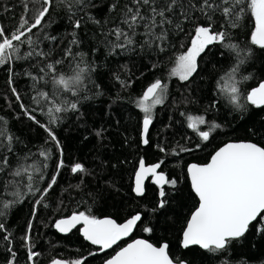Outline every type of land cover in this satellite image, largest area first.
Masks as SVG:
<instances>
[{
	"label": "snow or ice",
	"instance_id": "obj_1",
	"mask_svg": "<svg viewBox=\"0 0 264 264\" xmlns=\"http://www.w3.org/2000/svg\"><path fill=\"white\" fill-rule=\"evenodd\" d=\"M16 9L18 14L9 17L15 21L13 25L0 21V69L7 73L6 83L19 109L14 118L23 116L45 135L39 146L26 141L12 127V119L0 112L3 264H21V249L24 264H39L41 252L35 243L34 226L39 215L52 207L65 168L78 179L75 189L85 184L86 177L97 175L83 162L66 163L59 130L72 120L84 130L83 140L91 136L102 146L108 139L109 122L98 120L97 114L114 117L115 108L126 102L136 112L139 145H151L165 157L170 154L178 158V171L166 172L165 159L146 164L140 157L131 191L135 197L145 198L146 182H150L156 186V199L122 223L111 216L98 217L88 206L53 218L50 227L56 232L67 235L76 230L97 251L71 260L54 258L49 264H91L90 258L108 253L137 229L153 234L159 223L167 221L171 203L182 193L180 184L184 180L196 199L180 230L179 246L184 250L198 248L202 264H264V255L243 250L256 247L250 237L264 240L261 128L253 125L255 131L250 130L248 139L216 147L206 163H185L182 159L184 154L207 148L237 120L247 123L260 116L264 124V115H260L264 113V78L257 79L249 71V67L255 68L256 61L264 65V0H15L11 6L0 4L5 15ZM245 28L247 43L240 39ZM182 37L186 42H181ZM121 58L152 61L148 65L152 81L131 101L128 96L113 95L106 83V77H111L121 92L136 83L127 63L119 71L113 70ZM163 58L173 65L167 77L155 75ZM205 64L220 65L222 74L214 77L208 87L209 99L202 114L186 117V127L197 141L171 148L154 143L152 131L158 108L168 104L172 80L180 82L181 94L188 93L181 103H195L191 94L204 88L199 82L204 81ZM20 81L26 84L23 90L18 88ZM252 81L254 86L245 87ZM174 105L178 106L173 101L169 108ZM114 123L119 125L120 120ZM258 134L260 142L251 138ZM184 139L190 141L191 137ZM98 167L103 171L106 162L100 161ZM26 201L31 204V212L23 234H19L9 221ZM62 205L61 199L57 208ZM103 264L188 261L170 254L166 240L157 245L141 238L119 247Z\"/></svg>",
	"mask_w": 264,
	"mask_h": 264
},
{
	"label": "trees",
	"instance_id": "obj_2",
	"mask_svg": "<svg viewBox=\"0 0 264 264\" xmlns=\"http://www.w3.org/2000/svg\"><path fill=\"white\" fill-rule=\"evenodd\" d=\"M15 0H0V4H8L11 6ZM19 9L15 13L5 15L0 11V21L6 22L9 26L15 23L9 17L17 15ZM60 20L59 17L56 18ZM248 28L244 29L241 33L240 39L247 43L246 33ZM181 42H186V38H181ZM127 63L130 69V74L136 79V83L131 89L121 92L119 84L115 83L111 77H106V83L110 86L113 95L120 94L128 96L131 101L137 97L145 86L152 81L153 72L149 69L148 65L152 63L151 60H140L137 58L133 61H126L121 58L120 64H114L113 70L119 71L122 64ZM169 59L163 58L161 66L156 70V76L167 77L168 71L172 67ZM206 71L204 73V81L202 83L204 88L202 91H195L191 94V98L195 99V103H181L183 96L188 93H182L181 84L178 80H172V89L169 96V102L163 108H158L157 120L152 131L154 143L159 142L166 147H176L178 144H186L197 141L196 135L191 129L186 127L187 115H199L203 112V107L208 103V87L213 83L214 77L222 74L220 65L205 64ZM107 72L108 69H105ZM249 71H253L257 79L264 78V65L260 61L255 62V68L249 67ZM143 72V76L140 74ZM7 73L0 69V112L12 119V127L16 130L17 134L22 136L26 141H31L39 146L42 143L44 133L40 129L33 128L31 122L23 116L20 119L14 118V113L19 112L11 92L6 83ZM255 81L249 82L245 87L254 86ZM196 86L193 85V88ZM18 88L23 90L26 84L23 81L18 82ZM129 93L131 95H129ZM13 100L11 105L8 101ZM27 101V97H25ZM176 102V105L169 108V105ZM184 112V117L179 113ZM260 115H264L261 113ZM169 116L172 120H169ZM98 120L109 122L108 139L101 146L93 137H89L87 141L83 140L84 130L78 128L74 121L69 120L60 130L59 135L65 146V161H79L86 164L90 170H94L97 175L93 177H86L85 184L80 189H75L74 186L78 183V179L74 176L68 168L62 171L59 180V188L56 190V195L53 198L52 207L44 210L38 217L34 226L35 243L37 250L41 252L39 257V264H49L51 259H75L81 255H86L89 251H97L95 246L90 245L78 231L74 230L68 235H63L50 227L53 218H60L61 216H68L71 212L85 210V206L91 207L92 213L98 217L111 216L122 223L126 218L137 210H142L144 206L150 204L156 199V186L147 182V192L145 198H137L131 191L132 177L137 168V163L140 157H144L146 164L157 162L159 159H165L166 166L164 170L170 173H177L175 167L176 157L170 154L165 157L155 147H144L139 145L138 125L136 123L137 116L133 110V105L126 102L115 108V116H101L97 114ZM120 120L119 125H115L114 120ZM231 119V117H230ZM174 121H180L174 123ZM172 123V127H168ZM261 128L264 134V124L260 122V116H254L252 120L244 121L237 120L231 126H227L224 133L217 137L214 143L210 144L207 148L202 147L201 150L184 154L182 159L185 163H206L216 147L221 146L223 143L232 140L248 139L250 130L255 131L252 126ZM184 137H191L190 141H186ZM253 140L260 142V135L251 137ZM100 161H105L107 167L102 171L98 165ZM123 161V162H122ZM115 164V168L110 166ZM51 174V168L49 169ZM151 179H149L150 181ZM115 187H110L109 185ZM73 186V187H70ZM182 193L178 194L171 203L168 211V219L166 222L159 223L157 229L153 234L149 235L142 230L137 229L133 236L129 239L144 238L149 239L154 244H159L166 240L170 245V254L179 256L188 261V264H202V253L198 248L191 250H184L179 246L180 230L183 227L186 219L190 215L194 207L195 197L190 192V187L187 180L180 184ZM67 189V191H64ZM95 198V202H93ZM63 200V205L57 208L60 200ZM31 212V204L27 201L20 205L14 215L10 219L13 230L19 234H23L25 225L29 219ZM44 221V223H40ZM255 248H244L245 252L250 251L254 255H264V240L260 237H250ZM129 240L121 242L114 249L106 254H101L95 258H90L91 264H103V260L113 255L119 247L124 246ZM21 264H24V251L21 249L20 253ZM0 264H3V258L0 257ZM253 264H259L258 261H253Z\"/></svg>",
	"mask_w": 264,
	"mask_h": 264
},
{
	"label": "water",
	"instance_id": "obj_3",
	"mask_svg": "<svg viewBox=\"0 0 264 264\" xmlns=\"http://www.w3.org/2000/svg\"><path fill=\"white\" fill-rule=\"evenodd\" d=\"M192 163H195V162H192ZM149 179H151V178H149ZM146 183H147V182H146ZM101 218H103V217H101ZM134 232H135V231H134ZM134 232H133V234H134ZM69 234H70V233H69ZM133 234H132L130 237H127V238H126L125 240H123V241H127V240H129V239L133 236ZM63 235H64V234H63ZM67 235H68V234H67ZM135 239H141V238H135ZM143 239H144V238H143ZM132 240H134V239H132ZM132 240H129L127 243L132 242ZM123 241H121V242H123ZM121 242H120V243H121ZM120 243H119V244H120ZM127 243H126V244H127ZM126 244H125V245H126ZM95 247H96V246H95ZM115 247H116V246H115ZM115 247H114V248H115ZM109 251H110V250H109ZM117 251H118V250H117ZM57 259H61V258H57ZM66 260H67V259H66Z\"/></svg>",
	"mask_w": 264,
	"mask_h": 264
}]
</instances>
